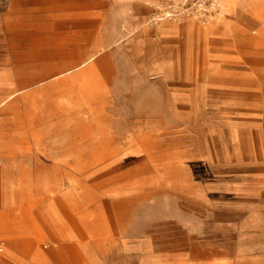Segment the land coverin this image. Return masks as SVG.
<instances>
[{
	"label": "rangeland",
	"instance_id": "obj_1",
	"mask_svg": "<svg viewBox=\"0 0 264 264\" xmlns=\"http://www.w3.org/2000/svg\"><path fill=\"white\" fill-rule=\"evenodd\" d=\"M226 5L0 0V264H264V0Z\"/></svg>",
	"mask_w": 264,
	"mask_h": 264
},
{
	"label": "built area",
	"instance_id": "obj_2",
	"mask_svg": "<svg viewBox=\"0 0 264 264\" xmlns=\"http://www.w3.org/2000/svg\"><path fill=\"white\" fill-rule=\"evenodd\" d=\"M152 6L150 21L181 19L193 16L201 24L214 20L224 0H147ZM3 242L0 243L2 249Z\"/></svg>",
	"mask_w": 264,
	"mask_h": 264
},
{
	"label": "crops",
	"instance_id": "obj_3",
	"mask_svg": "<svg viewBox=\"0 0 264 264\" xmlns=\"http://www.w3.org/2000/svg\"><path fill=\"white\" fill-rule=\"evenodd\" d=\"M230 8H231V5L223 6L222 9L220 10V12H219L218 14H221V16H222V15L225 14V11H227V10L230 9ZM216 21L221 22V17H220L218 20H216ZM227 31H228L227 22H225V27H224V32H223V33L226 34ZM1 242H3V245H4V241L1 240ZM1 242H0V243H1ZM2 248H3V246H2ZM0 250H2V249H0ZM1 259H2V256L0 255V260H1Z\"/></svg>",
	"mask_w": 264,
	"mask_h": 264
},
{
	"label": "bare ground",
	"instance_id": "obj_4",
	"mask_svg": "<svg viewBox=\"0 0 264 264\" xmlns=\"http://www.w3.org/2000/svg\"><path fill=\"white\" fill-rule=\"evenodd\" d=\"M228 0H224L223 4H222V7L226 4Z\"/></svg>",
	"mask_w": 264,
	"mask_h": 264
}]
</instances>
